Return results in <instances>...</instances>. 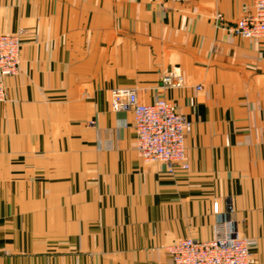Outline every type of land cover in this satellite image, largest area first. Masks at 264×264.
Masks as SVG:
<instances>
[{"label": "crops", "instance_id": "0c3cea01", "mask_svg": "<svg viewBox=\"0 0 264 264\" xmlns=\"http://www.w3.org/2000/svg\"><path fill=\"white\" fill-rule=\"evenodd\" d=\"M252 2L0 0V31L22 39L0 102V264H172L171 243L219 221L264 264V38L214 22ZM117 87L178 104L188 170L139 156Z\"/></svg>", "mask_w": 264, "mask_h": 264}, {"label": "built area", "instance_id": "2783aa9c", "mask_svg": "<svg viewBox=\"0 0 264 264\" xmlns=\"http://www.w3.org/2000/svg\"><path fill=\"white\" fill-rule=\"evenodd\" d=\"M147 1L163 4L187 0ZM214 22L217 28H224L243 38H264V0H253L251 5H244L242 16L235 23L226 24L224 14L219 11L214 15ZM21 47L20 33L0 31V102L7 98L6 78L20 71ZM181 84L182 79L175 74V69L163 79L164 87ZM111 107L114 111L133 114L136 149L144 161L163 163L169 174L190 168L186 137L191 131L192 122L180 111L176 102L159 98L151 103H142L135 88L117 87L111 91ZM89 124L94 126L96 122L90 121ZM213 210L219 213L218 202H214ZM257 243L256 239L229 229L225 221H219L213 237H183L171 243L167 249L172 264H253Z\"/></svg>", "mask_w": 264, "mask_h": 264}]
</instances>
